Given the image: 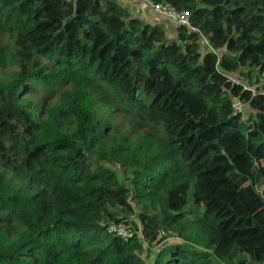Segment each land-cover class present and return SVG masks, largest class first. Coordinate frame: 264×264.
I'll list each match as a JSON object with an SVG mask.
<instances>
[{"label": "trees", "instance_id": "obj_1", "mask_svg": "<svg viewBox=\"0 0 264 264\" xmlns=\"http://www.w3.org/2000/svg\"><path fill=\"white\" fill-rule=\"evenodd\" d=\"M150 1L0 0V264H264V0Z\"/></svg>", "mask_w": 264, "mask_h": 264}, {"label": "rangeland", "instance_id": "obj_2", "mask_svg": "<svg viewBox=\"0 0 264 264\" xmlns=\"http://www.w3.org/2000/svg\"><path fill=\"white\" fill-rule=\"evenodd\" d=\"M133 1L134 0H117V2L119 4L128 6L132 13H136L138 15L140 13L141 19L143 21L147 22V19L148 20H152L153 19L152 20L153 22L158 23L164 29V31L166 32V35L168 36L169 39L175 38L176 26L173 23H171L170 20H168L166 18L163 19V18H161L159 16L155 17V15H159L157 13H155V15L153 14V16H151L150 18H146L149 14L152 15V13H149L150 7H148L147 5H143V4L137 3L138 0H136V3H134ZM138 10H139V12H138ZM206 44H207L206 42L204 44H202V47H201L202 51H204V47H205ZM9 69L10 68L0 69V75L3 76L6 72L8 73ZM238 79L242 81V79H240V77ZM32 96H34L33 98H35V97L37 98L38 95L36 93H34ZM109 105L110 104L108 102L100 103L99 108H101V109H103V111L107 112V110H105L106 108L109 111L111 110V108H109ZM107 114L109 116H111L110 117L111 119H113L111 121L121 123V128L123 130L126 129L129 126V123H128L129 117L127 115H125V114H123L121 112L117 113L115 115H112L111 113H108V112H107ZM250 115H254V111L248 105H246V108H244V110H243L242 116L244 117V119H247ZM108 166L111 167L113 170H115V172H116V174L119 177L121 182H123L126 185H130V181L127 178L128 175L123 173L122 169L118 165L109 164ZM258 189L261 192L262 196L264 197V182L261 185L258 186ZM200 210H201L200 208L198 209V207L192 205L191 200H189V203L185 207L184 212L186 213L187 218L189 220H193V219H195L197 213ZM174 238H175L174 235L170 234V236H169V238L167 240H173ZM164 243H165V241H164ZM156 251H157L156 248L145 250V252H144L145 258L149 262L152 261L154 256H155Z\"/></svg>", "mask_w": 264, "mask_h": 264}, {"label": "built area", "instance_id": "obj_3", "mask_svg": "<svg viewBox=\"0 0 264 264\" xmlns=\"http://www.w3.org/2000/svg\"><path fill=\"white\" fill-rule=\"evenodd\" d=\"M138 2L140 4L147 5L148 7H150V10H152L153 12L161 15L163 18L170 20V22L173 23L176 27L179 25L190 26L189 13L185 10L177 11L167 3H161V2L155 3L150 0H138ZM241 110H242L241 103H238L234 106V113L240 112ZM108 229L111 232H116L118 235L124 238H127L131 234L129 232V229H127L124 226H117L114 224H110Z\"/></svg>", "mask_w": 264, "mask_h": 264}, {"label": "crops", "instance_id": "obj_4", "mask_svg": "<svg viewBox=\"0 0 264 264\" xmlns=\"http://www.w3.org/2000/svg\"><path fill=\"white\" fill-rule=\"evenodd\" d=\"M135 1H136V0H134L133 2H135ZM138 3H139V2H138ZM148 10H149V9H148ZM149 13H152V15L149 14L146 18H150L151 16H153V14L155 15V13L151 12L150 10H149ZM156 16H158V15H155V17H156ZM159 17H161V16H159ZM161 18H163V17H161ZM163 19H164V18H163ZM152 20H153V19H152ZM152 20H148V19H147V21H149L150 23H152V24L155 23V22H153Z\"/></svg>", "mask_w": 264, "mask_h": 264}, {"label": "water", "instance_id": "obj_5", "mask_svg": "<svg viewBox=\"0 0 264 264\" xmlns=\"http://www.w3.org/2000/svg\"><path fill=\"white\" fill-rule=\"evenodd\" d=\"M39 147H41V146H36L35 149H34V151H35L36 149H38Z\"/></svg>", "mask_w": 264, "mask_h": 264}]
</instances>
